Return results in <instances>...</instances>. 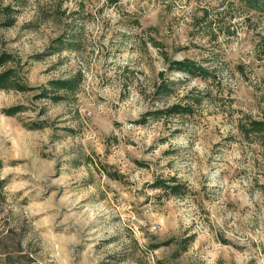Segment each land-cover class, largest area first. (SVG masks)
<instances>
[{"label":"rangeland","instance_id":"rangeland-1","mask_svg":"<svg viewBox=\"0 0 264 264\" xmlns=\"http://www.w3.org/2000/svg\"><path fill=\"white\" fill-rule=\"evenodd\" d=\"M61 35L75 46L53 50ZM160 49L210 78L168 70ZM0 50L14 57L0 73L31 88L0 91V264H264V142L236 129L264 120V9L0 0ZM77 73L65 100L35 98ZM175 104L192 113L136 122ZM172 177L182 196L151 188Z\"/></svg>","mask_w":264,"mask_h":264},{"label":"trees","instance_id":"trees-1","mask_svg":"<svg viewBox=\"0 0 264 264\" xmlns=\"http://www.w3.org/2000/svg\"><path fill=\"white\" fill-rule=\"evenodd\" d=\"M248 6L253 9L263 10L264 9V0H247ZM7 26L13 25V19H8L6 21ZM54 46L52 49L55 51H63L75 46L73 36H63L61 35L54 40ZM159 46V44H158ZM161 46V45H160ZM162 53V50L160 49ZM164 61L167 62V68L170 71L180 72L186 77L190 78H199V79H208L211 76V73L208 69L204 68L197 62L190 59L182 60H171L167 57L165 53H162ZM13 56L6 51L0 50V67L5 64L13 62ZM81 82V74L77 73L74 76H71L67 79H57L52 80L48 83V89H43L42 92L35 97L36 99L44 98L50 100L52 103H58L62 100H65L69 94L75 92ZM31 88L23 84L18 78L17 73L14 69H8L0 73V91H16L24 93L30 91ZM157 93H169V84L162 81L160 85L155 89ZM62 93V95H60ZM199 103V101H195ZM26 110L23 106L9 107L2 110V114L8 117H15L18 114ZM192 113L191 105H179L175 104L170 107L154 111L152 113H146L143 117L136 121L137 124L143 125L146 122L147 116H154L155 118H164L172 116H184L190 115ZM45 121H40L39 123L33 122L30 125H26L28 130H40L46 126ZM236 129L240 135L246 141L252 140H262L264 142V120H255L249 116H243V119H240L236 124ZM2 161L0 159V167ZM102 170L104 174L112 179L119 180V175L117 173H110L107 171V167L102 165ZM3 185L0 181V190H2ZM153 190H160L163 194L167 196H182L186 190V185L180 182L177 178L172 177L169 179L156 178L151 184Z\"/></svg>","mask_w":264,"mask_h":264}]
</instances>
